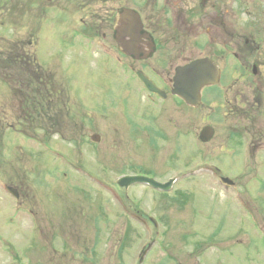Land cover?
Instances as JSON below:
<instances>
[{
    "label": "rangeland",
    "instance_id": "rangeland-1",
    "mask_svg": "<svg viewBox=\"0 0 264 264\" xmlns=\"http://www.w3.org/2000/svg\"><path fill=\"white\" fill-rule=\"evenodd\" d=\"M8 2L9 4L7 5L4 4L6 2H2L0 6V19L3 18L1 11L9 15L8 13L14 8L16 0H13L12 3L11 0ZM55 2L53 0L52 3ZM25 3V1L19 3L20 8L22 7L24 9V13L20 12L19 16L11 14L17 22L20 20L19 24L23 20V15L25 13L28 14ZM9 6L10 10H5ZM16 21H10L12 30L16 33L13 39L17 38L24 41L25 39L23 38L29 30L24 29L23 32L19 31L15 25L17 23ZM41 28L42 32L39 36L40 42L36 48L37 52L39 53L40 59H42L44 67L46 66L56 71L67 82V88L70 90V110L72 116L75 117H73V120L68 119L66 125L71 131L79 129L78 132L74 133V139H70L69 142H65L60 146L58 149L60 157L78 169L82 168L87 170L92 179L90 181L79 178L81 180L79 181L78 176L72 172L71 165L67 164L66 166L65 162L57 160L56 156L47 150L49 145L43 148L40 147L35 154L36 156L40 154L35 159L36 170L41 168L39 175L36 176L37 181H42L43 183L38 185L35 178L30 177L28 179L30 184L28 185L25 179H17L15 177L18 174L14 170L4 177L5 172L9 171L10 168H17V172L22 171L25 173V170H28L30 176L34 177L28 166H20L21 161H29L28 155L30 153L24 152L23 150L20 151V149H18L19 151H15V157L7 159L9 163L8 169L0 167V179L4 177V180L8 181V183L12 181L19 183L18 181L22 180L26 182L29 190L31 189V185L37 184L35 186L36 191L47 195L49 201H53L55 210L60 211L65 200L51 196L49 192L53 186L56 187L57 191L61 192L63 190L64 195L70 198L77 195L76 191L84 188L90 194V197H76L82 202L90 201L88 203L90 205L93 200H90V198L92 195H96V189L90 186L94 183V180H102L100 178L101 171L110 173H133L139 176L146 175L154 177L160 182L163 181L164 177L175 176L177 177L176 184H173V188L167 194L155 192L144 187H140L139 189L132 188V190L127 191L131 195L132 201L129 197V202L124 203L123 207L126 209L125 212L123 208L114 205V201L107 193L105 194L103 192L102 194H98L99 200L102 201L99 209L107 218V220L104 219L103 224H100L101 233L99 235L103 242L101 248H104L106 251L105 255H98L101 260L95 264H136L139 260L138 257L141 247L146 246L147 243H152L151 247L155 250H152V253L147 252L144 257L146 260H144L145 262L143 261L144 264H151L150 262L154 258H161L164 254L163 251L165 248L158 246L160 243H164L166 239H171L169 242L176 251L175 245L179 241L178 236H184L186 231L189 232L191 237L189 239L192 242L199 240L203 244L208 245L204 249L203 264H264L263 241H260L261 243L256 241L258 234L248 228L247 219L245 221L238 218L241 215L236 206L233 207L229 202H225L224 204L223 200L219 198L218 200L221 201H218L216 198L213 200L214 196L210 191L212 189V185L209 183L210 178L200 170L202 168L200 166L206 165L203 164L204 161L209 164L210 162L218 163L217 169L219 170L221 168V172H225L230 176L234 175L235 172L239 173L237 166L230 164V158L227 159V156L224 155L219 157V154L223 151L222 149L227 146H235V142L231 141V139L228 141L223 139L224 136L221 135L222 126L219 125L222 122L217 117L221 113L227 114L229 112L224 109L221 112V109L218 111L217 108L210 107L209 110L212 114L211 124L215 126L218 134L212 140L211 145L200 144L195 142L197 138L195 140L192 138L193 155L189 157L190 159L188 161L186 159V153L190 149V145L185 146L188 147L185 150L184 147L182 148V152L185 155H183L184 158L182 161L180 159L181 152L178 153L175 159L168 155H162V152L157 154V147L146 138L140 139L138 143L132 145L133 140L128 141L131 147L125 149L123 153L125 157H120L119 153L110 151L104 152L103 154L100 153L98 160L95 158L97 152L95 151V153L89 148L90 143L87 144V139L89 140L88 137L90 134H99L101 144L96 146L100 149L104 146L103 144L114 141L116 139L115 136L120 138L123 134L121 130L124 126L131 131L134 128L133 124L139 123V121L135 120L122 119V116L112 113L108 108L123 107L124 93L127 89L134 86L137 90L129 94V105L131 107L128 115L137 117V112L139 110L142 111L145 97L142 95L140 86L134 81V78L125 77L110 55L98 50L90 38L79 37L72 31L69 19L65 14L48 11L41 21ZM5 43L6 41L0 43L1 50ZM29 49L33 52L32 48L27 47L25 52H28ZM11 68L15 70L14 77L18 73H22L19 70L18 64L12 65ZM229 80L237 81L239 79H236L234 76ZM4 92L0 81V94ZM0 104H3V94L0 95ZM172 113L179 116V122L182 125L187 124V121H189L185 113L181 111L177 112L174 107L172 108ZM154 114H156V111H154ZM201 116L202 113L190 110V129L194 138L196 131L201 127L203 121H205V118ZM155 120L157 122L156 125H162L161 121H159L160 118ZM140 122L143 125H148V121L145 119L140 120ZM153 123L152 125H155V122ZM92 125L98 128H102L103 125H115V127H109L104 132V129L98 130L93 128ZM99 131L101 134L98 133ZM4 132L5 135L3 137H5V141L0 145V152L4 153L2 157H7L10 151V146L7 141L21 142L26 145L29 144V146H35L38 143V139H33L34 137L28 139L29 137L26 138L20 132V135L12 134L8 131ZM133 133L138 132L134 131ZM20 136L28 140L22 139ZM49 138L55 141L57 139L56 137ZM75 138L80 139L81 146L80 142ZM121 140L124 139L121 138L117 143H120ZM165 143L163 145H166ZM171 144L174 150L181 147V145L184 146L182 138L178 139L177 142H171ZM90 158L93 160H90ZM202 158L204 159L203 161ZM32 170L35 171V168ZM55 170H57L56 178L55 180H51L53 171ZM183 171L192 172L187 175L184 173L180 176V173ZM114 173L111 174L107 182H114L112 178L115 175ZM184 176L185 178H183ZM64 177H68V179L60 182L59 179H63ZM136 186L138 185H133L132 187ZM182 193L187 195L185 198L187 203L180 207V205L174 202V196H181ZM65 202L67 203V201ZM84 209L87 210L90 207L86 206ZM149 217H153L154 221L151 222ZM226 220V226L224 225L221 229V221ZM232 221L234 222L232 226L235 228L227 232V227L231 226L228 222ZM22 223L23 230L29 226L26 220L22 221ZM216 226H218L217 237L214 238L213 231ZM128 227L130 228L129 239L125 243H122L121 238L123 233L128 230ZM22 228L15 213V203L7 198L0 190V236L4 235V243L0 241V264H24L25 261L28 262V259H33L32 257L36 255L33 249L31 250L33 256L29 255L25 258L29 243L23 237L24 233L22 232ZM194 231L195 233H193ZM85 233L91 232L86 231ZM162 236L165 237V240L160 241L164 238ZM229 237L234 238L229 241ZM213 242H217L220 247L215 248L210 246ZM179 246H188V248H191L190 245L184 244L183 240ZM224 248L230 250L231 253L223 250ZM58 256L59 252L56 253V258ZM20 257L22 259L21 262L19 261ZM205 259L207 260L205 261ZM41 260H45V258H40V262L44 264L45 261L42 262ZM57 262L59 264H71L68 263L69 257H66L63 263L58 260Z\"/></svg>",
    "mask_w": 264,
    "mask_h": 264
},
{
    "label": "flooded vegetation",
    "instance_id": "flooded-vegetation-1",
    "mask_svg": "<svg viewBox=\"0 0 264 264\" xmlns=\"http://www.w3.org/2000/svg\"><path fill=\"white\" fill-rule=\"evenodd\" d=\"M96 0H92L91 4ZM210 9V7H209ZM208 18V17H207ZM180 17H176V21L180 22ZM210 24H208L206 30L210 28V32L213 38L215 39H225L227 37V23H223L221 21L212 22L210 17L208 18ZM178 25V24H177ZM208 31V30H207ZM255 43V42H254ZM257 47L251 45V51H249V54L252 56V53L254 51L260 50L261 46H264V36L259 37L258 42H256ZM264 54H261L259 57H263ZM258 67H264V61H262V58L258 59L257 63ZM255 68H257L255 66ZM258 70V68H257ZM250 103V101H247ZM253 103V102H252ZM252 103H250L249 111L245 114H237L238 112L234 113L236 117V124L235 129L233 131L235 132V135L238 136L241 141V148L242 150L244 148L247 149V155L249 159H252L253 156L256 154V152L261 153V160L264 162V115L260 119L259 122L254 119V110L251 108ZM237 110V109H236ZM248 144V147L246 146ZM246 146V147H245ZM264 165V163H263Z\"/></svg>",
    "mask_w": 264,
    "mask_h": 264
},
{
    "label": "water",
    "instance_id": "water-1",
    "mask_svg": "<svg viewBox=\"0 0 264 264\" xmlns=\"http://www.w3.org/2000/svg\"><path fill=\"white\" fill-rule=\"evenodd\" d=\"M194 74H195V73L192 72V75H194ZM189 79H190V80H189ZM189 79H188L187 81H185V82H183V81H181V80L178 81L180 87H187V86H189V84H194V83H195L196 78H195L194 76L190 77ZM178 82H176L177 85H178ZM180 87H177L179 91L182 90V88H180ZM146 181H147L148 183H150L152 186H153V185H154V186H158V187H163V186H165V185H159V184H157L156 182H154L153 180L146 179Z\"/></svg>",
    "mask_w": 264,
    "mask_h": 264
}]
</instances>
